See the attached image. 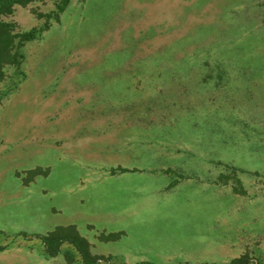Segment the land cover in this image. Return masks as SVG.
Returning <instances> with one entry per match:
<instances>
[{"label":"rangeland","instance_id":"374dc122","mask_svg":"<svg viewBox=\"0 0 264 264\" xmlns=\"http://www.w3.org/2000/svg\"><path fill=\"white\" fill-rule=\"evenodd\" d=\"M60 4L3 17L42 31L0 84V264H80L60 225L97 264H264V0Z\"/></svg>","mask_w":264,"mask_h":264},{"label":"trees","instance_id":"16d2710c","mask_svg":"<svg viewBox=\"0 0 264 264\" xmlns=\"http://www.w3.org/2000/svg\"><path fill=\"white\" fill-rule=\"evenodd\" d=\"M40 1V0H0V84L5 78V67L8 65H13L16 70L24 76V72L21 71V64L24 59V54L21 51V47L29 41L36 39L42 29L31 28L26 31H17L15 29L14 22L6 21L3 17L10 15L15 6H26L31 2ZM69 0H61L59 6V11H63ZM43 16H48L50 14H39ZM58 12L56 13V17ZM2 98V92L0 89V101ZM42 170L38 169L31 172L32 175L38 174ZM57 229L54 231L48 232L46 235L37 234L36 236L40 238L41 242L44 245L45 254L50 257H54L59 253H62L61 250L62 244L68 242L72 247H74L76 253L80 254V264H97L99 261L107 260L109 257L99 254H92L89 250L88 240L78 233L74 225L67 226H57ZM72 230L73 235L66 234V230ZM4 249L3 246H0V251ZM64 257L67 261L73 259V253L69 251L63 252ZM248 256H241L239 258L233 259L231 264H247Z\"/></svg>","mask_w":264,"mask_h":264}]
</instances>
